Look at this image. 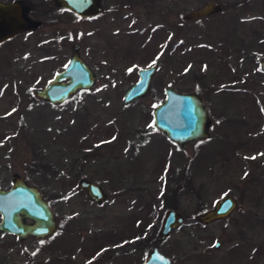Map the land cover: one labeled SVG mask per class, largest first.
I'll list each match as a JSON object with an SVG mask.
<instances>
[{"label": "rangeland", "instance_id": "rangeland-1", "mask_svg": "<svg viewBox=\"0 0 264 264\" xmlns=\"http://www.w3.org/2000/svg\"><path fill=\"white\" fill-rule=\"evenodd\" d=\"M20 1L40 23L0 42V188L15 173L37 186L56 230L0 233V264H141L152 248L171 264H264V0H100L91 17ZM207 1L223 9L183 19ZM73 44L95 83L64 103L39 99ZM148 66L151 88L125 104ZM169 86L203 95L209 138L184 148L155 128ZM80 178L103 189L100 204ZM224 195L235 209L202 224L198 215ZM166 208L183 224L160 241Z\"/></svg>", "mask_w": 264, "mask_h": 264}, {"label": "water", "instance_id": "water-1", "mask_svg": "<svg viewBox=\"0 0 264 264\" xmlns=\"http://www.w3.org/2000/svg\"><path fill=\"white\" fill-rule=\"evenodd\" d=\"M56 6L72 10L73 13L90 17L99 15L103 11L100 0H53ZM27 7L20 0L0 1V42L8 41L19 32L28 31L39 25L27 15ZM223 8L220 3L207 1L196 11L187 12L184 19H197L218 13ZM71 60L62 71L54 74L52 79L42 88L35 90V95L53 103H64L76 91L88 89L95 83L96 74L84 58L79 55V44H73ZM264 70V58L261 62ZM156 72L155 66L138 70L137 81L128 86L123 94V102L131 103L144 97L151 88V79ZM165 98L156 105L152 111L153 125L159 131L173 140L180 147H184L193 140L209 138L211 119L208 114L207 104L202 99L199 90L189 93L177 92L172 86L164 90ZM78 188H83L89 200L100 204L106 194L103 189L91 180H78ZM236 207L235 199L230 195L217 198L213 206L198 215L202 224H207L217 219H224ZM55 217L49 204L44 200L37 186L31 185L19 174L11 175L10 185L0 188V233L12 234L17 240L26 239L28 236L45 238L55 228ZM158 227L157 239L163 241L169 232L180 224L183 218L177 210L166 208ZM221 241L213 243L217 249ZM142 264H171L170 260L156 248L148 251Z\"/></svg>", "mask_w": 264, "mask_h": 264}, {"label": "flooded vegetation", "instance_id": "flooded-vegetation-1", "mask_svg": "<svg viewBox=\"0 0 264 264\" xmlns=\"http://www.w3.org/2000/svg\"><path fill=\"white\" fill-rule=\"evenodd\" d=\"M53 3H54V2H53ZM54 6H56L55 3H54ZM56 7H58V8L61 7L63 10H69V9L63 8L62 6H56ZM27 8L29 9V7H27ZM28 9H27V14H28ZM69 11H72V10H69ZM72 12H73V11H72ZM74 14H75V13H74ZM75 15H77V14H75ZM78 16H79V15H78ZM81 16H82V15H81ZM81 16H80V17H81ZM91 16H94V15H91ZM91 16H90V17H91ZM184 16H185V15H184ZM184 16H183V19H184ZM208 16H209V15H208ZM208 16H207V17H208ZM210 16H211V15H210ZM82 17H84V16H82ZM203 18H206V17H203ZM197 19H198V18H197ZM197 19H193V20H197ZM199 19H202V18L199 17ZM184 20H186V19H184ZM187 20H189V19H187ZM187 20H186V21H187ZM189 21H192V20H189ZM39 23H40V21H39ZM5 42H6V41H5ZM2 43H3V42H2ZM80 48H81V47H80ZM202 99H203V97H202ZM204 103H205V102H204ZM91 181H92V180H91ZM93 182H94V181H93ZM95 184H96V183H95ZM77 188H78V187H77ZM78 189H83V188H78ZM83 190H84V189H83ZM87 199H88V198H87ZM88 200H89V199H88ZM89 201L94 202V201H92V200H89ZM94 203H95V202H94ZM141 264H142V262H141Z\"/></svg>", "mask_w": 264, "mask_h": 264}, {"label": "trees", "instance_id": "trees-1", "mask_svg": "<svg viewBox=\"0 0 264 264\" xmlns=\"http://www.w3.org/2000/svg\"><path fill=\"white\" fill-rule=\"evenodd\" d=\"M182 183V182H181ZM177 187V186H176ZM174 190H175V188H174ZM170 206V205H169Z\"/></svg>", "mask_w": 264, "mask_h": 264}, {"label": "snow or ice", "instance_id": "snow-or-ice-1", "mask_svg": "<svg viewBox=\"0 0 264 264\" xmlns=\"http://www.w3.org/2000/svg\"><path fill=\"white\" fill-rule=\"evenodd\" d=\"M153 63H155V61H153Z\"/></svg>", "mask_w": 264, "mask_h": 264}]
</instances>
